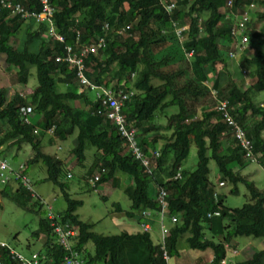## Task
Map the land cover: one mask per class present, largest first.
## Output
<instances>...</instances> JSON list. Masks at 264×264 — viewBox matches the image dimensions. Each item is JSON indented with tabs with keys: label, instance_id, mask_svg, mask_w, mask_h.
<instances>
[{
	"label": "trees",
	"instance_id": "trees-1",
	"mask_svg": "<svg viewBox=\"0 0 264 264\" xmlns=\"http://www.w3.org/2000/svg\"><path fill=\"white\" fill-rule=\"evenodd\" d=\"M13 1L29 11L38 12L41 8L39 0ZM251 1L232 0L227 6L225 0H49L53 7L50 24L62 36V42L46 36V22L35 23L32 18L25 22L19 16L9 17L0 12V58L6 68L14 70L12 83L25 85L29 66L34 67L36 78L35 87L25 96L15 91L7 98L5 89L0 88V146L8 140L17 146L26 142L32 150L26 163L39 161L45 166V179L58 186L66 203L55 220L75 228L73 248L82 264H164V260L147 231L102 235L92 231V223L78 219L74 210L81 201L70 199L65 184L58 180L61 161L40 150L41 137L50 127L53 137L60 140L76 129L72 148L75 163L82 164L85 146L98 151L83 172L89 176L95 167H103L105 172L97 184L110 181L112 186L118 185L116 170L128 176L121 189L129 200L124 214L129 218L139 216L138 225L142 221L139 210L158 209L155 195L160 189L165 191L168 215L175 216L164 237L169 256L176 253L177 238L187 233L188 248H209L212 259L208 264H219L226 255L225 244L230 245L235 236H251L262 239V247L232 264H264V189L256 188L239 174L237 169L250 160L244 157L230 129L220 120L210 95L212 88L218 99L227 100L228 112L243 127L253 155L259 154L256 158L263 171L264 104L256 103L254 95L264 90V34L256 30L253 22L246 24L248 38L239 65L253 79L248 87H239L229 77L224 59L227 51L234 48L230 34L233 18ZM254 1L260 6L253 9L256 19L264 21V0ZM170 2L174 7L166 10L164 5ZM220 6L224 9L220 10ZM171 22L186 25L181 46L178 43L177 49L156 57L165 47L161 31L168 30L176 41L170 30ZM104 23L106 31L102 29ZM125 24L130 26L127 34H116ZM22 25L24 38L21 45L15 46L11 39ZM104 32V47L82 57L83 74L96 86L135 90L122 109L127 122L137 128L138 143L144 151L156 148V142L161 141L159 155L152 160L149 172L123 152L122 140L114 126L98 113L97 101L89 96L92 91L76 82L75 64L54 60L55 55L64 53V46L77 53ZM189 50L192 54L186 60L183 51ZM180 62H184V68L178 65ZM184 70L188 75L181 79ZM207 71L214 73L209 85ZM152 80L158 83L153 84ZM59 85L63 86L62 91ZM209 96L212 107L203 108ZM21 106L31 107L33 115L38 116L34 122H21L18 113ZM168 106H175L177 111L166 118L167 134L158 132V124L151 121V116ZM251 117L256 120L246 127ZM191 143L195 146V167L181 179H173ZM209 160L216 166L218 183L231 184L230 192H237L238 182L246 186L248 200L240 207L223 204L207 178ZM0 185V197L12 200L23 210L36 212L40 208L39 200L19 183ZM114 210L120 211L121 207L116 204ZM214 210L219 211L218 216L206 217L207 212ZM39 235L44 236V242L36 252L53 264H60L65 252L54 242L45 215L38 219L32 232L36 238ZM87 242L92 245L91 252L85 248ZM1 252L4 264H18L6 249Z\"/></svg>",
	"mask_w": 264,
	"mask_h": 264
},
{
	"label": "rangeland",
	"instance_id": "rangeland-1",
	"mask_svg": "<svg viewBox=\"0 0 264 264\" xmlns=\"http://www.w3.org/2000/svg\"><path fill=\"white\" fill-rule=\"evenodd\" d=\"M257 9L259 5L256 3ZM224 8L220 6V10ZM29 20H24L25 22ZM255 24L256 30L264 34V21H259L256 19V11L254 17L250 20ZM35 25L33 26V28ZM251 26L248 28L250 29ZM31 29L34 30V29ZM25 30L24 25H22L15 36L11 39L14 45H21V40L24 38ZM161 35L164 37L163 50L160 53H156L155 56L158 57L161 53L168 54L170 50L177 49L178 43L173 37L169 36V31H161ZM168 47V48H167ZM238 54L236 58L225 57V70L229 77L242 88H246L252 82L247 70L246 73H242L239 65ZM180 68H184V62L178 64ZM181 79L187 78V70ZM13 68H6L2 63L0 58V88H4L6 91V97L9 98L13 92H19L21 96H25L31 92V90L36 85L35 71L33 66H29L27 69V81L25 85L14 84L13 82ZM214 73L207 71V84L209 85L211 79L214 77ZM153 84L158 83L156 80H152ZM14 84V85H13ZM58 89L63 90V86L59 85ZM89 96L93 99V94L90 93ZM204 101V107L211 108V97H207ZM254 100L264 101V90L258 91L254 95ZM177 111L175 106H168L162 111H155L151 116L152 122L158 124V132L169 133L164 128L166 124V118ZM199 112V111H197ZM35 117L37 118L38 116ZM35 118L32 120L34 122ZM256 118L251 117L246 122V127L251 126L255 122ZM76 133V129L73 130ZM150 136V134H148ZM40 150L46 154L54 155L61 161V173L58 177L59 181H62L66 188L65 192L68 194L70 199H77L81 201V204L77 206L74 213L77 215L78 219L92 223V231L100 233L102 235L117 234L121 231H126L128 233H133L139 231L137 218L139 216L129 218L125 216V211L129 208V200L122 192V187L128 182V176L124 173L116 170L115 176L120 178L121 182L118 185L112 186L110 181L95 184L91 186L88 182L92 178L93 173L96 169L100 167H95L94 172L89 175L88 179L85 175L81 177L82 173L88 168L92 163L94 156H96V150L94 147L85 146L84 147V159L82 164L75 163V156L72 153V148L75 144L74 134L68 135L65 139H55L52 132L49 134L44 133L41 137ZM74 140V141H73ZM12 140H8L3 144L1 149V155L6 159L9 165L17 166L18 163H24L26 165V174L31 179V189L35 195L42 202L40 208L36 212H31L29 210H23L17 206L12 200L6 197H0V240L7 243L15 251L20 252L23 255H29L32 251H37L41 248L42 241L44 242V236L39 235L37 238L32 236V232L37 228V222L40 217H43L47 213V207L50 206L53 215L59 218V215L63 213L66 203L63 198L61 190L58 186L52 184L50 181L45 179L46 172L45 166L41 162L36 163H26L27 158L32 154L31 147L28 143L23 142L20 145H13ZM224 141V140H223ZM10 142V144H8ZM161 141H157L155 146L158 147ZM5 149V150H4ZM254 158L259 157V154H254ZM196 156H195V146L193 143L190 144L188 154L186 158L180 164V171L182 175H185L192 171L195 167ZM208 180L215 186L216 191L219 193L220 197L223 199V204L226 207L234 208L240 207L244 202L248 200V190L246 186L241 182L236 184V193L230 192L231 184L224 182V185L219 186L217 181V170L214 162L212 160L208 161ZM239 174L243 176L246 180L251 181L256 188L264 189V173L262 171V165L256 162H249L244 166L237 169ZM69 174V176L67 175ZM126 178V179H125ZM124 179V180H123ZM123 180V182H122ZM2 185H0L1 189ZM10 187V186H9ZM8 186L6 187V189ZM103 188V189H102ZM102 189V190H101ZM151 194V192H150ZM33 199H31V202ZM118 204L121 207L120 211L114 210ZM162 217V216H161ZM152 218V217H151ZM149 236L151 241L155 244L160 242V237L158 235V223L156 221V216L154 217V222H150ZM164 224L169 223V217L164 215L162 217ZM187 233L180 235L176 241V253L169 256L168 264H195L198 260L197 255H200L201 250L188 248L185 243V237ZM262 245V239L255 238L251 236H235L231 239L229 247L226 249V263L232 264L233 258H231V250L234 249L239 253L240 256L248 251V257L251 253L258 250V246ZM246 247V248H245ZM86 250L92 251V245L90 242L85 244ZM205 251L201 254V259H208L212 253L209 248L204 249ZM241 251V253H240ZM237 253V254H238ZM212 259V256L210 260ZM209 260V261H210ZM231 260V261H230Z\"/></svg>",
	"mask_w": 264,
	"mask_h": 264
},
{
	"label": "built area",
	"instance_id": "built-area-1",
	"mask_svg": "<svg viewBox=\"0 0 264 264\" xmlns=\"http://www.w3.org/2000/svg\"><path fill=\"white\" fill-rule=\"evenodd\" d=\"M162 2V0H160ZM232 0H225V4L230 6ZM40 3V11H29L24 8L19 2H15L13 0H0V12H5L7 16H19L20 18L26 20L31 19L34 20L35 23L46 22L48 28L46 30V36L51 39L58 40L60 42L63 41L61 35L57 34L53 26H51V15L53 12V7L49 3V0H39ZM166 10H170L174 7V3H166L164 5ZM254 7H256L255 1H251L244 7V10L241 14L234 16L233 23L231 25L230 34L234 39V48L232 50L227 51L228 58H236L238 54L243 52L245 47V43L247 41V23L254 17ZM129 24H125L118 28L115 33L118 35H126L129 30ZM103 31H106L107 25L104 23L102 26ZM170 30L175 37L177 43L180 44L183 39V32L186 30V25H178L176 22H171ZM105 35L106 33H102V35L98 36L94 41L89 42L84 45L81 50L77 53L71 51L70 46H64V53L60 55H55L54 60L60 62H66L68 64H75V80L76 82L83 87L88 88L92 91L95 100L98 103V113L103 116L110 124H112L120 136L122 140V148L125 154H129L131 159L137 161L141 167L149 172L151 166V162L159 155L158 148H146L147 151H144L143 148L139 145L137 139V128L133 126L131 123L127 122L125 113L122 109L125 106L127 100H129L136 92L134 89L123 90V89H113L111 87H103L96 86L91 84L83 74V64L82 57L85 53H95L99 49L103 48L105 45ZM76 39H78V33L75 34ZM192 54V50L183 51V55L186 60ZM241 72L246 73L245 68H240ZM132 75V74H131ZM20 94V93H19ZM21 95V94H20ZM210 95L212 97L213 108L216 113L219 114L220 120L228 126L230 129L231 137L238 142L240 149L243 151V155L245 158L249 159L250 162H255L256 158H254L253 153L251 151V142L249 138L246 137L245 131L243 127L231 116L228 112L227 108V100L226 99H218L216 97V91L210 88ZM263 103H259L262 105ZM19 118L21 122L25 124H29L31 122L32 109L30 106H21L18 110ZM53 127H50L46 131L51 133ZM1 149V146H0ZM24 163H18L17 166H11L8 164L6 159L0 154V184H4L7 182H17L25 189H28L31 196L33 198H39L35 195V193L31 189V179L26 174ZM105 170L103 167L97 168L95 173H93L92 178L89 179V184L92 186L95 182H97L102 173ZM264 172V168H263ZM69 176V174L67 173ZM89 178V177H88ZM87 178V179H88ZM173 179H181L182 173L180 169H177L173 176ZM218 185H222V183H218ZM156 203L159 208L156 210L151 209H142L139 210V215L141 216L142 221H140L139 226L143 230H147L149 228V223L147 220L153 214L161 216H168L171 223L175 221L174 215H168L167 206L165 201V191L160 189L158 193L155 195ZM40 203H42L39 200ZM47 207L46 218L49 220V225L51 227V234L54 238V242L62 248L65 252L60 260V264H82L83 261L79 258L77 251L74 247V239L76 236L75 228L72 227L69 223H60L55 220V216L53 215L50 206ZM219 211L214 210L212 212H207L206 217L218 216ZM161 238L158 243L159 250L161 252V257L164 260V264H168L169 256L165 249L164 245V237L166 236L167 229L161 227ZM6 249L9 255L14 258L18 264H53L52 260H46L44 255H39L36 251H32L29 255H23L20 252L15 251L11 248L7 243L0 241V264H4L2 260V252L1 249ZM233 254L235 250L231 251ZM209 261L205 264H208ZM225 259H221L219 264H225Z\"/></svg>",
	"mask_w": 264,
	"mask_h": 264
},
{
	"label": "crops",
	"instance_id": "crops-1",
	"mask_svg": "<svg viewBox=\"0 0 264 264\" xmlns=\"http://www.w3.org/2000/svg\"><path fill=\"white\" fill-rule=\"evenodd\" d=\"M264 101H258L257 103H263ZM35 118V120H36V117L33 115L32 116V118H31V121L33 120ZM34 120V121H35ZM45 134H49V132H47V131H44V136H45ZM74 134V137H75V135H76V133L73 131L71 134H69V135H73ZM42 139V138H41ZM74 141V140H73ZM227 141V140H226ZM41 142V141H40ZM4 144H5V142H4ZM2 147H3V144L1 145ZM32 153V152H31ZM96 154H98V151H96ZM31 156V155H30ZM30 157H28L27 158V160L29 159ZM26 160V161H27ZM33 164V163H32ZM26 166V165H25ZM95 169V168H94ZM94 169H93V172H94ZM85 175L82 173V175H81V177H84ZM86 178H88V176L86 177ZM126 179V178H125ZM124 180V179H123ZM123 180H122V182H123ZM107 182V181H106ZM119 182H121V180L119 181ZM96 183V182H95ZM95 183L93 184V187H95ZM125 185H126V183H125ZM125 185H123V187L125 186ZM122 187V188H123ZM103 189V188H102ZM101 189V190H102ZM156 216V221H157V223H158V235H159V237L161 236V227H163V228H166V229H168V227L170 226V224H171V222H170V220H169V223H167V224H164L163 223V221H162V217H160L159 215H156V214H154V215H152V218H151V220H150V222H154V217ZM161 238V237H160ZM156 244V243H155ZM262 246H258V249L259 248H261ZM246 248V247H245ZM234 250V249H233ZM202 252H200L201 254L205 251V250H201ZM241 251H245V254H243L242 256H240L239 255V253L237 254H234V255H231V258H233V261H231V262H239V261H242V260H244V258L246 257L247 258V256H248V251L245 249H243V250H241ZM241 251H240V253H241ZM232 253V252H231ZM201 254L200 255H197V258H198V260L195 262V264H205V263H207L209 260H210V258H211V256L208 258V259H206V260H203V259H201Z\"/></svg>",
	"mask_w": 264,
	"mask_h": 264
},
{
	"label": "clouds",
	"instance_id": "clouds-1",
	"mask_svg": "<svg viewBox=\"0 0 264 264\" xmlns=\"http://www.w3.org/2000/svg\"><path fill=\"white\" fill-rule=\"evenodd\" d=\"M18 93H19V92H18ZM32 116H33V112H32ZM32 116H31V118H32ZM156 148H158V147H156ZM1 149H2V146H1ZM1 149H0V150H1ZM153 215H154V214H153ZM151 217H152V216H151ZM151 217H150V218H151ZM140 220H141V218H140ZM138 226H139V225H138ZM139 227H140V226H139ZM141 230H142V231H147V232H149V230H150V224H149V228H148L147 230H143V229L140 227L139 231H141ZM167 230H168V229H167ZM158 243H159V242L156 243L157 246H158ZM224 247H225V249H227L229 246L225 244ZM158 248H159V247H158ZM232 250H233V249H232ZM232 250H231V251H232ZM236 253H237V252H236V250H235V253H234V254H236ZM234 254L231 253V255H234ZM168 256H169V255H168ZM222 259H225V257L222 258ZM220 260H221V259H220ZM225 262H226V259H225ZM232 263H233V262H232Z\"/></svg>",
	"mask_w": 264,
	"mask_h": 264
}]
</instances>
